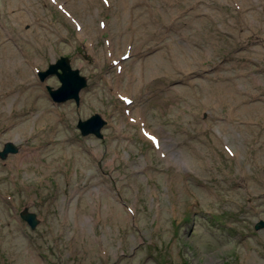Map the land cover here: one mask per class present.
Here are the masks:
<instances>
[{
  "label": "rangeland",
  "instance_id": "rangeland-1",
  "mask_svg": "<svg viewBox=\"0 0 264 264\" xmlns=\"http://www.w3.org/2000/svg\"><path fill=\"white\" fill-rule=\"evenodd\" d=\"M74 1L0 0L2 44L17 51L28 81L36 84L20 79L0 104V151L7 142L18 148L0 159V264H264V228L255 229L264 222V120L243 119L235 102L264 105V34L235 39L227 55V31L238 16L229 0H99L89 9ZM143 2L153 17L136 6ZM257 4L264 8V0ZM73 9L78 12L71 20L66 12ZM190 16L201 20L191 30L199 34L197 42H205V64L213 66L189 80L177 68L178 79L169 80V69L152 61L166 43L186 49L187 42L175 37V45L154 28L147 36L136 34L145 22L163 28ZM18 28L26 36L14 41ZM119 33L122 47L107 56L106 40L115 38L116 45ZM246 49H260V57L251 59ZM126 51L131 58L121 61L119 79L121 70L111 59ZM62 57L87 79L78 102L55 104L48 87L61 86L57 74L40 78ZM141 62L150 73L159 68L161 90L151 84L152 76L146 83L136 79ZM218 63L220 74L235 72L236 99L225 100L232 92L212 87ZM239 70L248 76L238 78ZM112 81L120 83V94ZM192 83L209 90L199 99L167 104ZM27 105L34 107L15 115V108ZM96 113L107 120L104 137L83 136L78 121ZM144 127L159 137L162 149L153 147ZM24 208L37 214L36 229L20 217Z\"/></svg>",
  "mask_w": 264,
  "mask_h": 264
},
{
  "label": "bare ground",
  "instance_id": "bare-ground-1",
  "mask_svg": "<svg viewBox=\"0 0 264 264\" xmlns=\"http://www.w3.org/2000/svg\"><path fill=\"white\" fill-rule=\"evenodd\" d=\"M99 0H87L84 1V3L81 0H75L74 1V5L77 8H80V6L84 9H89V8H93L96 6V4H98ZM121 1V0H120ZM263 1V0H261ZM193 0H191L189 3V5H193ZM229 2L233 5H236L237 9L239 10L238 12V16L237 19L233 18L231 20V22L233 24H231L229 26V31H227V33H229L231 35V40H230V44L229 46H227V51L226 54L228 53V50H234L236 45H235V39L238 38H243V39H248V38H252L255 36L256 33H262L264 34V8L263 9H259V5L257 4V2H260V0H257L256 2H253L252 0H229ZM123 3V2H122ZM122 3H120L122 5ZM71 4V3H70ZM84 5V6H83ZM145 5V2H143V4H137L136 6H140L143 9V13L145 14V16L147 18H151L154 16V12H152V9H147L145 7V9L143 8V6ZM111 6V5H110ZM109 6V7H110ZM138 7L135 10V13L138 12V10H140ZM111 9V7H110ZM165 14L167 16L168 10L167 8H165ZM76 12L77 14V10L73 9L72 12L69 11L71 13V20L74 18L73 14ZM75 15V14H74ZM128 16V10L127 7L124 11V17ZM209 14L206 15V17H208ZM20 18L23 17V15L21 14L19 16ZM232 17V16H230ZM17 18V17H15ZM90 18L89 15L84 16L83 15V20L85 22H88V19ZM219 18V17H218ZM219 19L224 20L223 17H220ZM94 18H91L89 21L91 23H93ZM152 21V20H150ZM201 20H197L196 17L194 16H190L187 18H183V19H179L178 23L175 21H172L170 23H168L166 26L162 27H158L156 26L155 21H153L154 25L149 26L150 23L149 22H145L142 25L141 30L137 31L136 36L139 35V33L141 35H146L149 33H152V28H154L157 31V34L160 31V35H164L165 33L167 34V36H169V38H171L172 40L175 39V37L179 38L180 42H184L186 41L187 44L185 45L184 43V47L186 49H184L183 47H180L179 49H175L174 45L173 47L171 46L172 43H166L164 46V50L161 52H158L156 54V56L154 57V60L152 61V65H157V61H160L161 63V69H163L164 67L169 69L168 73H169V80H173V79H178L176 74L177 71L176 69L179 68V70H181L180 68H184V73L186 72L187 74L184 76L186 77L187 80H189L190 78L196 77L198 76L201 72H203L204 69L207 68H211L213 65L208 66L207 64H205V57H206V50H204V41H200L197 42L195 40V37H199V34L196 35L195 31L191 30V27L193 26H198L199 22ZM225 25H227V22H225ZM144 28V29H143ZM242 28V34L239 35L238 33V29ZM139 29V28H138ZM83 30V28H82ZM81 30V31H82ZM137 30V29H136ZM227 30V29H226ZM83 32V37L87 35L86 31H82ZM15 35V37H17L16 39H13L14 41H18L22 38V35L26 36L25 33L21 32V29L18 28L15 32H13ZM23 33V34H22ZM42 34V32H41ZM122 35L121 33L118 34V40H120V42H118L116 45L113 42L112 39L115 38H110L108 40V42H105V45L103 47V49L105 50V54H107V56H109V52H114L117 53L118 50L115 49L116 46L117 47H122V43H121V38L120 36ZM4 35L1 33L0 31V104L2 100H7V98L5 99V95H11L13 94V89L17 88L18 85H16L15 82H18L20 79L24 80L26 79L28 81V74L26 72V68L22 67V65L19 63V54H17V51H15L14 49H12L11 45L8 44L5 40H4V44H2V39H3ZM143 37V36H142ZM93 38V37H92ZM146 40H148V37H144ZM264 38V35H263ZM30 39V38H29ZM40 40V45H42L43 47L46 44V37L42 36L39 38ZM38 40V41H39ZM125 41V39H124ZM177 40L175 39V45L177 44ZM261 43H263V39L260 40ZM18 43V42H17ZM20 44V43H18ZM125 44L123 45V47H125ZM95 47V44L93 45ZM230 47V48H229ZM113 50V51H111ZM247 53H253L251 55V59L253 58H259L260 57V49H257L256 51L250 50V49H246ZM114 53L111 54V56H114ZM100 55H102L101 51H100ZM228 55V54H227ZM115 58H112L111 60H114ZM144 62H141V64H139V67L136 68L137 70V75H136V79H138L140 82L144 83L145 81H147V77L149 78V76H152V81L151 84L154 86H158V90H161L163 88V85L165 83L164 78H161L159 74V68L156 69L155 71H152V73L149 72L148 66L147 64H143ZM221 63L216 64L215 66V74L216 75L214 78V81L216 82L212 87L214 86H218L220 88L223 89V91L226 92V89H229L232 93L228 94L227 92L225 93L224 99H236V89H235V85L237 84L236 81V74L235 72L229 73L227 75L224 74H220V70H221ZM202 67L204 69H202ZM157 68V67H156ZM31 72V71H30ZM208 72V70H207ZM239 72H242L239 74L238 78H246L248 76V74H246L243 70H239ZM32 73V72H31ZM122 75H124L123 72H121V76L119 77V79H122ZM118 77V76H117ZM160 77V78H159ZM109 80H112V77L109 78ZM246 82V80H244ZM249 82V80H247ZM24 82V81H23ZM31 82L32 84L36 85L34 82L32 81H28ZM27 83H22L20 86L22 88L17 89L16 93H19V90L25 89V87H27ZM146 83V82H145ZM251 84H254L255 86L257 85L256 82H252L250 80ZM137 85V84H136ZM191 87L190 88H184L182 90L181 93L174 95V99H170L167 104H172L174 106V103L178 104V102L182 100H185V97H189L191 98V96H194L199 99L201 95H203V93L207 90H209L207 88V86L205 85H197V83H192L190 84ZM112 89L114 92L120 93L122 92V88L120 83H114L112 81L111 83ZM139 83H138V88H139ZM15 93V94H16ZM254 93L249 94L248 92H245V96L249 97L252 96ZM158 98L155 99V101H158L160 99L159 96H157ZM237 102L236 106L238 111H240L241 113V117H245L246 115H252V116H247L248 119H254L253 117H257L259 120H264V105L262 104H255L253 106L250 107H242L243 104L240 101V98L235 101ZM171 105V106H172ZM28 107H26L25 109L19 111L18 109H14V113L15 115H19L21 113L25 114L28 112V110L34 106H30L27 105ZM192 107H194V105H192ZM234 110H235V106H233ZM239 113V114H240ZM21 114V115H23ZM24 114V115H25ZM14 116L12 118V121L17 122V117ZM243 119H247L246 117ZM257 120V119H256ZM258 121V120H257ZM161 148V147H160Z\"/></svg>",
  "mask_w": 264,
  "mask_h": 264
},
{
  "label": "water",
  "instance_id": "water-1",
  "mask_svg": "<svg viewBox=\"0 0 264 264\" xmlns=\"http://www.w3.org/2000/svg\"><path fill=\"white\" fill-rule=\"evenodd\" d=\"M69 60L67 58H62L57 61L56 64L51 65L49 70L41 74V79L44 80L47 76L57 74L60 83L62 84L57 90H52L49 88V91L55 102H65L67 100L74 99L79 101V95L81 91L87 86V79L83 76H80L79 70H73L71 68ZM59 70L61 73H58ZM107 121L99 114H95L85 121L78 122V128L80 129L83 136L94 135L98 138H103L102 129L107 124ZM3 150L0 151V159L6 160L9 155L17 154L18 148L11 142H7L4 145ZM28 208L21 210L20 217L27 222L32 230L36 229L39 224V219L37 214L31 211H28ZM264 227V223L260 222L256 226V230H259Z\"/></svg>",
  "mask_w": 264,
  "mask_h": 264
}]
</instances>
